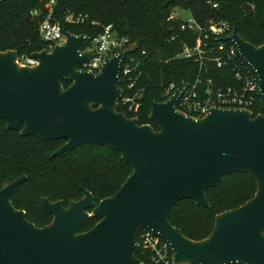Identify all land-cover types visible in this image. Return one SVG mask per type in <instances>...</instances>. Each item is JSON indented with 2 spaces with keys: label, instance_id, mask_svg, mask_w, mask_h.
I'll list each match as a JSON object with an SVG mask.
<instances>
[{
  "label": "water",
  "instance_id": "obj_1",
  "mask_svg": "<svg viewBox=\"0 0 264 264\" xmlns=\"http://www.w3.org/2000/svg\"><path fill=\"white\" fill-rule=\"evenodd\" d=\"M63 40L50 50L31 53L33 66L16 61L17 51H0V119L21 136L64 139L51 158L83 144L106 145L120 152L131 174L111 196L95 203L93 194L51 201L42 206L52 215L38 227L11 195L26 179L22 175L0 189V264H145L137 257L139 230L147 228L170 246L172 264H264V114L251 110L211 108L192 117L170 99L151 103L149 119L139 124L118 110L122 59L136 43L105 56L96 73L81 68L92 49L90 37L63 27ZM232 41L255 70L264 110V43L244 40L234 25L222 38ZM69 82L64 87L62 81ZM247 172L257 188L242 205L218 213L201 240L186 237L169 221L172 206L191 199L209 207L206 189L225 174ZM99 220L80 231L90 218Z\"/></svg>",
  "mask_w": 264,
  "mask_h": 264
},
{
  "label": "trees",
  "instance_id": "obj_2",
  "mask_svg": "<svg viewBox=\"0 0 264 264\" xmlns=\"http://www.w3.org/2000/svg\"><path fill=\"white\" fill-rule=\"evenodd\" d=\"M48 1L0 0V51L12 49L18 54H31L47 48L39 38L37 27ZM176 8L188 10L200 23L210 18L227 21L237 27L244 40L255 46L264 43V0H56L54 6V19L72 33L93 38L109 24L116 34L136 43L134 54L140 57L144 72L137 81V88L142 87L143 92L141 107L134 116L139 124H150L155 130L159 126L148 116L151 103L163 100V84L192 79L199 71L198 62L175 57L184 43L193 45L196 38L193 32L179 29L181 19H167ZM33 10H38L40 15L32 17ZM66 12L81 13L86 21L79 25L64 24ZM217 42L213 37L209 39V44ZM206 67L208 76L230 74L211 62ZM62 83L64 87L69 85L66 80ZM120 87L126 93L123 81ZM118 110L123 111L122 106ZM251 110L253 116L264 114L258 98ZM64 142V139L44 141L34 135L21 136L19 130L8 129L0 119V188L26 176L11 196V202L15 208L24 210L26 218L38 227L51 220L41 204L42 197L62 200L67 205L82 198L83 191L88 190L98 203L114 194L132 172V166L121 158L120 152L106 145L83 144L51 158ZM256 188L255 180L247 172L225 174L215 187L206 189L209 207L191 199L179 200L170 210L169 221L186 237L201 240L212 230L216 214L242 205L253 197ZM98 220L90 217L80 231L89 230ZM137 257L150 264L139 251Z\"/></svg>",
  "mask_w": 264,
  "mask_h": 264
},
{
  "label": "built area",
  "instance_id": "obj_3",
  "mask_svg": "<svg viewBox=\"0 0 264 264\" xmlns=\"http://www.w3.org/2000/svg\"><path fill=\"white\" fill-rule=\"evenodd\" d=\"M55 4L56 0L47 2L37 27L39 38L49 50L63 40L62 22L53 17ZM213 7H216V4H213ZM39 15L38 10L31 11L32 17ZM177 18L173 11L167 19ZM85 21L86 17L81 13L66 12L63 17V23L68 25H79ZM232 28L229 22L212 18L203 23L196 21L193 17L182 20L179 29L193 32L196 38L193 45L184 43L182 51L175 57L198 62L199 71L192 79L181 78L163 84L162 101L170 99L178 92L177 110L195 118L206 115L211 108L252 109L257 98L259 99L258 77L255 70L240 56L232 41L222 39L230 34ZM211 37L218 41L215 45L209 44ZM173 38L174 36L171 37ZM223 41L229 43L226 44ZM129 44L131 42L128 37L116 34L111 25H105L96 37L83 45L82 50L92 49L93 54L81 65V68L96 73L103 66L105 56H113L126 49ZM135 49L124 56L120 71V82H124L126 93L123 90L119 106H122V112L125 114H132L131 117H134L141 107L143 92L142 87L137 88V81L144 70L141 67L140 57L134 54ZM214 51L219 54L213 55ZM141 53L144 54V51ZM16 61L22 66L37 64V59L26 53L17 54ZM207 62H211L217 68L227 69L230 74L208 76ZM137 242V252L139 251L150 264H172L170 246L159 235L147 228H142L139 230Z\"/></svg>",
  "mask_w": 264,
  "mask_h": 264
},
{
  "label": "rangeland",
  "instance_id": "obj_4",
  "mask_svg": "<svg viewBox=\"0 0 264 264\" xmlns=\"http://www.w3.org/2000/svg\"><path fill=\"white\" fill-rule=\"evenodd\" d=\"M174 11L176 17L181 18L182 20H189L192 17L188 10L176 8Z\"/></svg>",
  "mask_w": 264,
  "mask_h": 264
},
{
  "label": "flooded vegetation",
  "instance_id": "obj_5",
  "mask_svg": "<svg viewBox=\"0 0 264 264\" xmlns=\"http://www.w3.org/2000/svg\"><path fill=\"white\" fill-rule=\"evenodd\" d=\"M8 183H9V182H8ZM6 184H7V183H6ZM6 184H5V185H6ZM3 186H4V185H3ZM3 186H2V187H3ZM2 187H1V188H2ZM1 188H0V189H1ZM12 195H13V194H12ZM12 195H11V196H12ZM55 201H57V200H55ZM41 204H42V203H41ZM67 205H68V204H67ZM67 205H64V206H67ZM43 208H44V207H43ZM47 212H48V211H47ZM50 215H51V214H50ZM51 220H52V215H51ZM51 220H50V222H51ZM50 222H49V223H50ZM49 223H48V224H49ZM45 225H47V224H45Z\"/></svg>",
  "mask_w": 264,
  "mask_h": 264
}]
</instances>
